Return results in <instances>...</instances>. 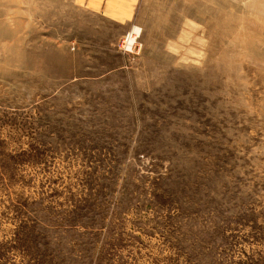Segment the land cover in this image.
I'll return each instance as SVG.
<instances>
[{"label":"rangeland","instance_id":"374dc122","mask_svg":"<svg viewBox=\"0 0 264 264\" xmlns=\"http://www.w3.org/2000/svg\"><path fill=\"white\" fill-rule=\"evenodd\" d=\"M0 264H264V0H0Z\"/></svg>","mask_w":264,"mask_h":264},{"label":"bare ground","instance_id":"6f19581e","mask_svg":"<svg viewBox=\"0 0 264 264\" xmlns=\"http://www.w3.org/2000/svg\"><path fill=\"white\" fill-rule=\"evenodd\" d=\"M137 33H138V28H134V27H133L132 32H131L129 35L127 34V35H128V38H127V40H126V39H125V40L128 42V45H132V44H133L134 39H135V37H136L135 35H137ZM126 45H127V44H126ZM128 45H127V46H128ZM128 47L130 48V46H128Z\"/></svg>","mask_w":264,"mask_h":264},{"label":"built area","instance_id":"2783aa9c","mask_svg":"<svg viewBox=\"0 0 264 264\" xmlns=\"http://www.w3.org/2000/svg\"><path fill=\"white\" fill-rule=\"evenodd\" d=\"M128 38V37H127ZM127 44H128V42H127ZM130 46V45H129Z\"/></svg>","mask_w":264,"mask_h":264}]
</instances>
